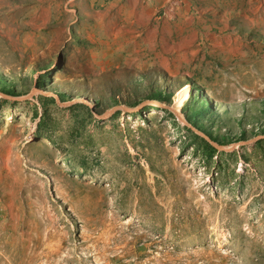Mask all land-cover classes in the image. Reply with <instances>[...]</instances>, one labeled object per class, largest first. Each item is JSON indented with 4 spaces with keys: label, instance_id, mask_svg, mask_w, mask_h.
<instances>
[{
    "label": "rangeland",
    "instance_id": "1",
    "mask_svg": "<svg viewBox=\"0 0 264 264\" xmlns=\"http://www.w3.org/2000/svg\"><path fill=\"white\" fill-rule=\"evenodd\" d=\"M0 264H264V0H0Z\"/></svg>",
    "mask_w": 264,
    "mask_h": 264
},
{
    "label": "bare ground",
    "instance_id": "2",
    "mask_svg": "<svg viewBox=\"0 0 264 264\" xmlns=\"http://www.w3.org/2000/svg\"><path fill=\"white\" fill-rule=\"evenodd\" d=\"M185 89H187V88H185ZM186 99H187V94L185 92H183V93L177 92L176 97H175V107H174V111L176 113H180V109H181V107H182V105ZM26 239L28 240V238H26Z\"/></svg>",
    "mask_w": 264,
    "mask_h": 264
},
{
    "label": "trees",
    "instance_id": "3",
    "mask_svg": "<svg viewBox=\"0 0 264 264\" xmlns=\"http://www.w3.org/2000/svg\"><path fill=\"white\" fill-rule=\"evenodd\" d=\"M8 94H12V93H8ZM209 149H210V151H213L214 150V148L211 147V146H209Z\"/></svg>",
    "mask_w": 264,
    "mask_h": 264
}]
</instances>
